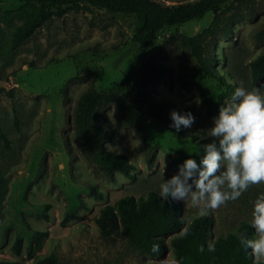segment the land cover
I'll use <instances>...</instances> for the list:
<instances>
[{
  "label": "rangeland",
  "instance_id": "obj_1",
  "mask_svg": "<svg viewBox=\"0 0 264 264\" xmlns=\"http://www.w3.org/2000/svg\"><path fill=\"white\" fill-rule=\"evenodd\" d=\"M159 1L172 5L194 0ZM17 6L0 2V260L36 264L55 254L56 264H177L172 234L162 237L164 253L155 258L133 246L123 230L102 237L96 218L123 196L136 200L150 192L160 194L162 180L177 174L186 159L199 164L202 145L213 141L208 130L218 114L207 109L197 84L188 80L194 64L181 36L197 34L214 14L165 27L153 44L142 47L132 41L134 14L68 8L62 18H51L14 48V33L24 18L5 15ZM222 19L226 32L207 39L214 71L238 87L241 81L249 90L261 87L264 79L252 81L250 62L264 53V39L257 37L264 25V3L235 1L223 8ZM148 62L165 72L154 83L155 97L169 109L189 107L195 122L176 132L172 121L150 120L143 135L122 123L114 105L106 106L102 113L109 132L104 146L124 154L133 166L129 177L116 171L107 175L84 157L74 138L77 103L92 89L118 92L138 83ZM204 83L218 95L223 91L211 79ZM223 100L229 103L231 97ZM89 186L102 198L90 195ZM260 194L264 183L210 210L209 242L243 221L251 223L253 202ZM179 202L185 221L200 215L190 200ZM33 231L45 232L40 245ZM17 235L23 238L20 255L11 250Z\"/></svg>",
  "mask_w": 264,
  "mask_h": 264
},
{
  "label": "trees",
  "instance_id": "obj_2",
  "mask_svg": "<svg viewBox=\"0 0 264 264\" xmlns=\"http://www.w3.org/2000/svg\"><path fill=\"white\" fill-rule=\"evenodd\" d=\"M235 1L246 5L256 0H194L180 4L167 5L159 0H0V2L17 3L19 6L6 12V19L23 17L17 26L13 47L17 48L30 39L51 18H62L68 8H95L109 13L134 14L137 24L132 41L142 47L153 44L163 28L181 26L192 21L202 20L213 13L210 24L193 36H181L182 43L189 50L194 64L188 76L197 84L202 102L210 112L219 113L220 107L227 103L223 98L232 97L238 87L234 81L227 82L223 75L213 69V56L207 48V39L222 27V14L225 6ZM264 3V0H260ZM257 37L264 39V25ZM251 76L254 83L264 79V53L250 62ZM165 72L156 63L148 62L143 67L138 83H128L124 90L118 92H85L77 103L73 117V134L84 157L102 172L112 175L119 172L129 177L133 166L124 154L107 149L104 140L109 127L103 120L102 110L114 105L124 125L132 126L145 135V125L154 120L163 124L172 121L170 113L190 112L189 107L169 109L166 103L154 95V83L163 78ZM211 79L222 88L218 95L204 82ZM2 138L7 142L4 135ZM4 180L0 175V188ZM90 195L102 198V193L89 186ZM1 208V199H0ZM99 234L109 238L123 230L133 246L151 257H160L164 253L162 237L172 234L170 244L177 264H264L257 261L238 241L235 233H246L249 238H256L251 223L241 222L234 230L219 235L212 243L208 237L210 219L196 216L185 221L179 200H164L160 194L150 192L146 197L133 199L131 196L119 198L114 205H106L96 218ZM33 238L40 245L45 232L33 231ZM23 238L17 235L11 250L20 255ZM203 249V250H201ZM55 254L41 258L36 264H56ZM0 264H21L15 260H0Z\"/></svg>",
  "mask_w": 264,
  "mask_h": 264
},
{
  "label": "clouds",
  "instance_id": "obj_3",
  "mask_svg": "<svg viewBox=\"0 0 264 264\" xmlns=\"http://www.w3.org/2000/svg\"><path fill=\"white\" fill-rule=\"evenodd\" d=\"M261 87L245 88L243 81L229 103L220 107L208 132L211 143L202 145L204 155L197 164L186 159L177 174L162 180L159 189L164 200H190L201 216L229 201L237 200L250 186L264 183V92ZM172 127L191 128L195 122L188 112L170 113ZM251 227L256 238L235 233L239 243L251 250L257 261L264 260V194L253 202ZM203 250V249H201Z\"/></svg>",
  "mask_w": 264,
  "mask_h": 264
}]
</instances>
